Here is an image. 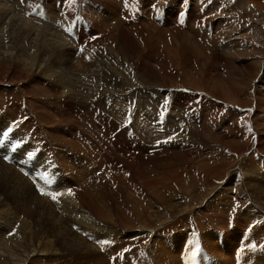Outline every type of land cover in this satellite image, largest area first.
Instances as JSON below:
<instances>
[{
    "label": "rangeland",
    "instance_id": "374dc122",
    "mask_svg": "<svg viewBox=\"0 0 264 264\" xmlns=\"http://www.w3.org/2000/svg\"><path fill=\"white\" fill-rule=\"evenodd\" d=\"M110 1L0 0L11 26L57 41L13 44L0 21V256L264 264V195L249 208V180L264 188V0ZM22 47L37 64L16 61Z\"/></svg>",
    "mask_w": 264,
    "mask_h": 264
},
{
    "label": "bare ground",
    "instance_id": "6f19581e",
    "mask_svg": "<svg viewBox=\"0 0 264 264\" xmlns=\"http://www.w3.org/2000/svg\"><path fill=\"white\" fill-rule=\"evenodd\" d=\"M92 1H95V2H97L98 4H101L102 6L104 5V7L105 6H108V7H110V5H111V1L110 0H92ZM248 1H250V0H248ZM254 1V0H253ZM255 1H257V0H255ZM100 2V3H99ZM252 4H253V2H252ZM256 5V4H255ZM258 5V4H257ZM210 6V5H209ZM112 8H114V7H112ZM15 9V8H14ZM114 9H116V8H114ZM113 9V10H114ZM116 10H118V9H116ZM120 10V9H119ZM114 12V11H113ZM119 12V11H118ZM121 12V11H120ZM119 12V13H120ZM5 13H6V10L5 9H3V8H1L0 7V21L1 20H3V22L4 21H6L7 22V19H8V24H7V26H6V28L7 27H9L10 26V28H11V30H10V32H9V34H12L13 36V38H12V43L13 44H15V41L17 42V43H19V44H23V43H21L22 41L23 42H28V43H25V44H33L34 42H35V44L36 43H41L42 45H45V46H52L53 44H56L57 43V41H55V40H53V39H48L44 34H41V35H39V31L38 32H36V31H34L33 30V28H34V26L33 25H27V23H24V25H23V27L22 28H19V27H15V26H11V24H10V22L12 21V17H13V19L15 20V17H14V15H12V13H10V11L5 15ZM17 13V12H16ZM114 13H116V12H114ZM58 14V13H57ZM68 14V13H67ZM66 14V15H67ZM117 14V13H116ZM6 16H7V19H6ZM198 16V15H197ZM23 18V17H22ZM6 19V20H5ZM13 20V21H14ZM13 21H12V23H13ZM222 21V20H221ZM2 22V23H3ZM15 22V21H14ZM2 23H1V25H2ZM15 23H17V22H15ZM5 24V23H4ZM3 24V25H4ZM20 24V23H19ZM202 24V23H201ZM0 25V26H1ZM13 25H15V24H13ZM22 25V24H21ZM162 25V24H161ZM100 27V26H99ZM5 28V29H6ZM8 29V28H7ZM95 29V28H94ZM39 30V29H38ZM54 30V29H53ZM2 31H5V30H3L2 29ZM1 31V32H2ZM51 31V30H50ZM45 32V31H44ZM58 32H59V30H58ZM74 32V31H73ZM61 33V32H60ZM75 33V32H74ZM7 34V33H6ZM6 34H5V37L3 38V34L1 33L0 34V42H3V41H10V38L8 39V40H6L8 37L6 36ZM32 35H36V36H39V38H34V36L32 37ZM81 37V36H80ZM260 37V36H259ZM76 38H79V36L77 37L76 36ZM83 38V37H82ZM5 39V40H4ZM57 39V38H56ZM63 39V38H62ZM86 39V38H85ZM79 40V39H78ZM82 40V39H81ZM83 41V40H82ZM66 42V41H65ZM237 41H235V43H236ZM62 43V42H61ZM233 43V42H232ZM4 44V43H3ZM29 44V45H30ZM60 44V43H59ZM73 44H75V46H76V42L75 43H73ZM82 44V43H81ZM237 44V43H236ZM79 45V44H78ZM84 45H86V44H84ZM61 46V45H60ZM239 46V45H238ZM28 47V46H27ZM57 47H58V45H57ZM56 47V48H57ZM62 47H64V46H62ZM4 48V47H3ZM17 48V47H16ZM23 48V47H22ZM65 48V47H64ZM63 48V49H64ZM66 48H68V47H66ZM71 48V47H70ZM5 49V48H4ZM47 49H48V47H47ZM55 49V48H54ZM60 49V48H59ZM90 49V48H89ZM230 49V48H229ZM56 50H58V49H56ZM71 50V49H70ZM236 50V49H235ZM19 51V50H18ZM42 51V50H41ZM65 51V50H64ZM21 52V53H20ZM15 57H16V61H18L19 63H22V65H24V66H27V64H31L32 66H34V63H35V61L36 60H38V59H40V56H38L37 55V53H30L28 50L27 51H25V48H23L22 49V51H20ZM67 52H70V51H66L65 53H67ZM73 52V51H72ZM235 52V51H234ZM29 53H30V55H29ZM46 53V52H45ZM61 53V52H60ZM71 53V52H70ZM0 54H1V51H0ZM3 54V53H2ZM10 54V53H9ZM42 54V53H41ZM59 54V53H58ZM57 54V55H58ZM235 54V53H234ZM237 54V53H236ZM43 55V54H42ZM49 55V54H48ZM56 55V56H57ZM61 55V54H60ZM63 55V54H62ZM9 56V55H8ZM50 56V55H49ZM67 55H65V57H66ZM69 56H70V54H69ZM199 56H201V55H199ZM44 57H46V55H44L43 56V58ZM54 57V56H53ZM61 57H63V56H61ZM11 58V57H10ZM13 58V57H12ZM48 58V57H47ZM50 58V57H49ZM60 57H58L57 59L58 60H60L59 59ZM67 58V57H66ZM92 58V57H91ZM101 58V57H100ZM14 59V58H13ZM45 59V58H44ZM51 59V58H50ZM64 59V58H63ZM63 59H62V61H63ZM70 60H71V57L69 58ZM75 59V58H74ZM79 59V58H78ZM56 60V59H55ZM69 60V61H70ZM73 60V59H72ZM72 60L70 61V63L72 62ZM83 60V59H82ZM81 60V61H82ZM39 61V60H38ZM57 61V60H56ZM65 61H67V60H65ZM64 61V62H65ZM68 61V62H69ZM80 61V60H79ZM41 62H43V61H40V64L42 65H45L44 63H41ZM59 62V61H58ZM61 62V61H60ZM67 62V63H68ZM12 63V62H11ZM47 63H48V61H47ZM75 63H77V62H75ZM75 63H73V64H75ZM6 64V63H5ZM35 64H37V63H35ZM39 64V63H38ZM61 64V63H60ZM78 64V63H77ZM77 64L75 65V66H77ZM79 64H81V63H79ZM84 64H87V63H84ZM95 64H97V63H95ZM19 65V64H18ZM31 65H29L30 66V68H31ZM52 65V64H51ZM65 65V64H64ZM70 65V64H69ZM38 66H40V65H38ZM45 66H47V65H45ZM48 66H49V64H48ZM56 66V65H55ZM59 66H61V68H62V66H63V64L62 65H59V63H58V67ZM79 66V65H78ZM236 66V65H235ZM14 67V66H13ZM12 67V68H13ZM23 67V66H22ZM42 67V66H41ZM71 67V66H70ZM105 67V66H104ZM36 68H37V66H36ZM35 68V69H36ZM52 68V67H51ZM50 67L49 68H47L48 70H44L43 72H46V74H47V76H49V71H50V69H51ZM54 68V67H53ZM52 68V69H53ZM57 68V67H56ZM64 68V67H63ZM78 68V67H77ZM121 68V67H120ZM34 69V68H33ZM43 69V68H42ZM67 69V68H66ZM60 70V69H59ZM62 70V69H61ZM75 70V69H74ZM34 71V70H33ZM54 71V70H53ZM66 71V70H65ZM69 71V70H68ZM85 71V70H84ZM86 71H88L87 69H86ZM113 71V70H112ZM40 72V71H39ZM42 72V71H41ZM117 72V71H116ZM128 72V71H127ZM60 73H62L61 71H60ZM87 73V72H86ZM234 73V72H233ZM31 74V73H30ZM34 74V73H33ZM38 74V73H37ZM51 74V73H50ZM55 74H56V71H55ZM65 75H66V72L64 73ZM69 74H74V73H69ZM69 74H68V76L67 77H69L70 78V76H69ZM88 74V73H87ZM39 75V74H38ZM42 75H44V74H42ZM116 75V74H115ZM231 75V74H230ZM46 76V75H45ZM56 76V75H55ZM58 76H59V72H58ZM77 76V75H76ZM94 76V75H93ZM129 76V75H128ZM30 77V76H29ZM41 77V76H40ZM61 77H64V75H61ZM66 77V78H67ZM74 77V76H73ZM52 79H53V77H51ZM56 78V77H55ZM68 78V79H69ZM72 78V77H71ZM75 78V77H74ZM77 78V77H76ZM123 78V77H122ZM36 79V78H35ZM43 79H44V77H43ZM46 79V78H45ZM51 79V80H52ZM59 79H62V78H59ZM126 79V78H125ZM230 79V78H229ZM39 80V79H38ZM58 80V79H57ZM57 80H55V81H57ZM64 80V79H63ZM71 80H74V79H71ZM79 80V79H78ZM53 81V80H52ZM65 81V80H64ZM68 81V80H67ZM66 81V85L68 84V82ZM70 81V80H69ZM76 81V80H75ZM80 81V80H79ZM127 81V80H126ZM59 82V81H58ZM57 83V82H56ZM76 83V82H75ZM69 84H70V82H69ZM74 84V83H73ZM78 84V83H77ZM80 84V83H79ZM112 84V83H111ZM132 84V83H131ZM139 84V83H138ZM59 88L60 87H62V88H64L66 85H65V83H62V80H60V84H56ZM75 85V84H74ZM136 85V84H135ZM219 85V84H218ZM136 87H138V86H136ZM235 87V86H234ZM67 88V87H66ZM120 88V87H119ZM72 89V88H71ZM157 89V88H156ZM67 90H69V88H67ZM77 90V89H76ZM153 90V89H152ZM64 92H67V91H65V88H64ZM71 92V91H70ZM73 93H74V91H72ZM77 92V91H76ZM79 92H80V94H85V93H87L88 95H90V96H92V95H94L93 94V92H92V90H90V89H87V84H81L80 85V90H79ZM112 92V91H111ZM159 92V91H158ZM235 93V92H234ZM65 94V93H64ZM79 94V93H78ZM79 94V95H80ZM157 94V93H156ZM214 94V93H213ZM66 95V94H65ZM71 95V94H70ZM77 95V94H76ZM69 96V95H68ZM218 96V95H217ZM197 97V96H196ZM69 98V97H68ZM81 98V97H80ZM75 99V98H74ZM205 101V100H204ZM217 104V103H216ZM5 105V104H4ZM24 110V109H23ZM22 113V112H21ZM30 114V113H29ZM238 115V114H237ZM30 116V115H29ZM115 117V116H114ZM47 120V119H46ZM10 123V122H9ZM7 125V124H6ZM227 127V126H226ZM47 129V128H46ZM150 130V129H149ZM30 134V133H29ZM170 134V133H169ZM201 134V133H200ZM51 135V134H50ZM204 136H206V135H204ZM27 138V137H26ZM69 138V137H68ZM53 139V138H52ZM31 142V141H30ZM29 142V143H30ZM32 144V143H31ZM34 146V145H33ZM213 149V148H212ZM242 150V149H241ZM260 150V149H259ZM258 150V151H259ZM197 153V152H196ZM198 154V153H197ZM203 155V154H202ZM218 155V154H217ZM222 155V154H221ZM204 156V155H203ZM220 157H223V156H220ZM245 157V156H244ZM251 157V156H250ZM250 157H245V158H243V162L244 163H248V162H250L249 161V158ZM253 157V156H252ZM204 158V157H203ZM242 158V157H241ZM256 158V157H255ZM252 159V158H251ZM260 159V158H259ZM216 160V159H215ZM218 160V159H217ZM257 160V159H256ZM248 161V162H247ZM251 161H253V160H251ZM255 161V160H254ZM257 161H259V160H257ZM257 161H255V162H257ZM162 162V161H161ZM255 162H252V163H254L253 165H255ZM238 165L237 166H239V163H237ZM249 164V163H248ZM258 164V163H257ZM259 164H260V162H259ZM262 164V163H261ZM242 165V164H241ZM252 165V166H253ZM264 165V164H263ZM237 166H236V168H237ZM243 166V165H242ZM250 166V165H249ZM251 166V167H252ZM208 167V166H207ZM211 166H209V168H210ZM225 167V164L223 163V162H221V161H219L218 163L216 162L215 164H214V166H213V168H214V170H220V168H224ZM245 167H246V165H245ZM258 167V166H257ZM260 167V166H259ZM6 168V167H5ZM235 168V169H236ZM247 168V167H246ZM246 168H245V170H246ZM211 169V168H210ZM210 169H208V170H210ZM234 169V170H235ZM239 169H241V166L239 167ZM249 169V168H248ZM247 169V170H248ZM260 169H261V167H260ZM50 170V169H49ZM206 170H207V168H206ZM242 170V169H241ZM240 170V171H241ZM244 170V169H243ZM251 170V169H250ZM249 170V171H250ZM262 170V169H261ZM233 171V170H232ZM264 171V170H263ZM223 172V171H222ZM243 173H244V171H243ZM246 173V172H245ZM251 173V172H250ZM212 174H214V173H212ZM6 175V174H5ZM4 175V176H5ZM211 174L209 173V176H210ZM241 175H242V173H241ZM253 175V174H252ZM251 175V176H252ZM9 177V175L6 177H4L5 179H7ZM14 177V176H13ZM194 177V176H193ZM200 177V176H199ZM203 177V176H202ZM240 177H242V176H240ZM208 178V177H207ZM206 178V179H207ZM10 179V178H9ZM199 179V178H198ZM194 180V179H193ZM202 180H204V179H202ZM208 180V179H207ZM231 180H236L237 182H239L240 184V186L242 187V186H244V185H242L241 184V181L239 180V179H234L233 177H231L230 175H229V178L227 179V180H225V182H228V181H231ZM253 180V179H252ZM252 180L250 179L249 181H250V183H251V185L254 187V189L256 188L257 190H258V193H257V195H254L255 196V199L254 198H252V203H251V207H249V208H251V209H258V207H259V209L261 208L260 207V205H263V203H262V201H261V195H264V188H259L258 186H256L255 187V185L253 184V182H252ZM195 181H196V179H195ZM262 181V183H264V177H263V179L261 180ZM204 182V181H203ZM4 182H2L1 181V183L0 184H3ZM153 183H154V181H153ZM197 183H198V180H197ZM201 183V182H200ZM256 183H260V182H258L257 180H256ZM23 185V184H22ZM197 185H199V184H197ZM196 185V186H197ZM202 185V183L200 184V186ZM263 185V184H262ZM59 186V185H58ZM195 186V185H194ZM193 186V187H194ZM204 186V185H203ZM202 186V187H203ZM90 187H91V185H90ZM181 187V186H180ZM59 188H63V186L62 185H60L59 186ZM65 188V187H64ZM64 188L63 189H61V193H62V191L64 192ZM199 188H201V187H199ZM58 189V188H57ZM177 189V188H176ZM175 189V190H176ZM187 189V188H186ZM194 189V188H193ZM201 189H203V188H201ZM245 189H247L246 187H245ZM79 190V189H78ZM199 190V189H198ZM15 191V190H14ZM183 191V190H182ZM253 191V190H252ZM76 192V191H75ZM203 193V192H202ZM247 193V192H246ZM197 194V193H196ZM254 194V193H253ZM261 194V195H260ZM205 195V194H204ZM229 195H231V192L230 193H228L227 194V196H229ZM245 195V194H244ZM30 196V195H29ZM61 196V195H60ZM66 196V199L68 200L69 199V195H68V193L65 195ZM195 196V195H194ZM180 197V196H179ZM231 197V196H230ZM249 197H251V196H249ZM185 198V197H184ZM189 198V197H188ZM193 198V197H192ZM195 198V197H194ZM232 198V197H231ZM56 199V198H55ZM60 199V198H59ZM233 199H235V198H233ZM232 199V200H233ZM61 200V199H60ZM223 200V199H222ZM231 200V201H232ZM243 200V199H242ZM241 200V201H242ZM246 200H247V198H246ZM59 201V200H58ZM64 201H66V200H64ZM74 201V200H73ZM72 201V202H73ZM85 201V200H84ZM182 201H184V200H182ZM62 202V201H61ZM186 202V201H185ZM184 202V203H185ZM67 203V202H66ZM65 203V204H66ZM180 203V202H179ZM184 203H183V205H184ZM188 203V202H187ZM238 203V202H237ZM247 203V202H246ZM69 204V203H68ZM224 204V203H223ZM231 204V203H230ZM241 204H243V202L241 203ZM250 204V203H249ZM253 204L256 206V208L255 207H253ZM24 205V204H23ZM27 205V204H26ZM47 205V204H46ZM75 205V204H74ZM182 205V206H183ZM188 205V204H187ZM221 205V204H220ZM238 205V204H237ZM41 206V205H40ZM65 206V205H64ZM69 206V205H68ZM177 206L179 207V205L177 204ZM181 206V205H180ZM218 206V205H217ZM222 206V205H221ZM245 206V205H244ZM243 206V207H244ZM44 208H45V206H43ZM93 207V206H92ZM175 207V206H174ZM184 207V206H183ZM215 207V206H214ZM227 207V206H226ZM180 209H182V207L180 208ZM219 209V208H218ZM227 209V208H226ZM258 209V210H259ZM262 209V208H261ZM154 210V209H153ZM170 210V209H169ZM179 210V209H178ZM213 210V209H212ZM211 210V211H212ZM27 211V210H26ZM66 211V210H65ZM71 211V210H70ZM183 211V210H182ZM197 211V210H196ZM207 212H208V210H206ZM214 211H215V209H214ZM219 211L221 212V214H226V211L224 210V209H219L218 211H217V213H219ZM168 212V211H167ZM170 212H171V210H170ZM174 212V211H173ZM186 212V211H185ZM193 212H195V211H193ZM39 213V212H38ZM66 213V212H65ZM74 213V212H73ZM102 213V212H101ZM112 213V212H111ZM187 214H188V211L186 212ZM213 213H215V212H212V214ZM217 213H215V214H217ZM237 213V212H236ZM258 213L259 214H262V213H260L259 211H258ZM71 214V213H70ZM70 214L68 213L67 215V217H69L70 216ZM80 214V213H79ZM183 214H185V213H183ZM182 214V215H183ZM192 214V213H191ZM194 214V213H193ZM192 214V215H193ZM208 214V213H207ZM220 214V213H219ZM232 213H230V215H231ZM36 215V214H35ZM38 215V214H37ZM40 215H42V214H40ZM39 215V216H40ZM44 215H46V214H44ZM72 215V214H71ZM85 215V214H84ZM149 215V214H148ZM189 215V214H188ZM223 215H220V219H222L223 218ZM227 215H229V214H226V216ZM229 215V216H230ZM54 216V215H53ZM161 216V215H160ZM173 216V215H172ZM177 216V215H176ZM191 216V215H190ZM194 217L196 216L195 214L193 215ZM214 216V215H213ZM55 217V216H54ZM90 217V216H89ZM93 217V216H92ZM158 217V216H157ZM211 217V216H210ZM228 217V216H227ZM231 217V216H230ZM233 217V216H232ZM86 218V217H85ZM214 218H215V216H214ZM216 218H217V216H216ZM229 218V217H228ZM240 218V217H239ZM43 219V218H42ZM44 219H46V217H44ZM60 219V218H59ZM58 218H56L55 220L58 222V223H60L61 222V220H59ZM160 219V218H159ZM241 219V218H240ZM71 220V219H70ZM85 220V219H84ZM87 220V219H86ZM94 220H96V218L94 219ZM94 220H93V223H94ZM178 220V219H177ZM180 220V219H179ZM214 220V219H213ZM42 221V220H41ZM97 221V220H96ZM95 221V222H96ZM157 221H158V219H157ZM160 221V220H159ZM185 221V220H184ZM215 221V220H214ZM229 221V220H228ZM245 221V220H244ZM63 222V221H62ZM101 222H102V220H101ZM163 222H165V221H163ZM162 222V223H163ZM187 222V221H186ZM222 222H224L223 220H222ZM240 222H242L241 220H240ZM246 222V221H245ZM145 223H147V222H145ZM162 223H161V226H162ZM46 224V223H45ZM50 224V223H49ZM53 224V223H52ZM96 224H98V223H96ZM159 224V223H158ZM157 224V225H158ZM227 224V223H226ZM51 225V224H50ZM94 225H95V223H94ZM199 225H200V223H199ZM239 225H241V224H239ZM243 225V224H242ZM38 226H39V224H38ZM47 226H49V225H47ZM46 226V227H47ZM92 226V225H91ZM244 226V225H243ZM243 226H242V228H243ZM43 227V226H42ZM94 227H96V226H94ZM93 227V228H94ZM107 227V226H106ZM146 227V226H145ZM241 227V226H240ZM49 228V227H48ZM47 228V229H48ZM44 229H45V226H44ZM67 229V228H66ZM30 230V229H29ZM46 230V229H45ZM94 230V229H93ZM64 231H65V229H64ZM75 231V230H74ZM138 231V230H137ZM147 231H149V230H147ZM146 231V232H147ZM151 231V230H150ZM149 231V232H150ZM233 231V230H232ZM236 231V230H235ZM49 232V231H48ZM62 232H63V229H62ZM61 231H60V233H62ZM70 233V232H69ZM78 234H79V232H77ZM167 233V232H166ZM43 234V233H42ZM76 234V233H75ZM92 234H94V235H96L95 233H92ZM108 234V233H107ZM240 234H241V232H240ZM31 235V234H30ZM29 235V236H30ZM32 235H34V234H32ZM50 235V234H49ZM28 236V235H27ZM51 236V235H50ZM63 236V235H62ZM77 236V235H76ZM108 236H111V235H108ZM35 237V236H34ZM41 237V236H40ZM49 237V236H48ZM65 237V236H64ZM67 237H68V235H67ZM80 237V236H79ZM81 237H83V235L81 236ZM116 237V236H115ZM235 237V236H234ZM239 237H240V235H239ZM55 238H57V237H55ZM63 238V237H62ZM71 238V237H70ZM77 238V237H76ZM75 237H74V239L75 240H78V239H76ZM103 238V237H102ZM105 238V237H104ZM22 239V238H21ZM24 239V238H23ZM22 239V240H23ZM35 239H37V238H35ZM39 239V238H38ZM40 239H42V238H40ZM46 239H47V237H46ZM53 239V238H52ZM57 239H60L59 237L57 238ZM72 239V238H71ZM70 239V240H71ZM79 239H81V238H79ZM239 239V238H238ZM34 240V239H33ZM43 240V239H42ZM61 240V239H60ZM63 240V239H62ZM67 240V239H66ZM68 240H69V238H68ZM98 240V239H97ZM104 240V239H103ZM20 241V240H19ZM37 241V240H36ZM55 241V240H54ZM237 241V240H236ZM43 242V241H42ZM53 242V241H52ZM72 242V241H71ZM70 242V243H71ZM76 241H74V243H75ZM106 242V241H105ZM37 243H38V241H37ZM51 243V242H50ZM59 243V242H58ZM66 243V242H65ZM64 243V244H65ZM73 243V244H74ZM83 243V242H82ZM61 244H62V242H61ZM60 244V245H61ZM66 244H68V243H66ZM72 244V245H73ZM76 244V243H75ZM17 245H19V244H17ZM27 245H29V244H27ZM60 245H57V246H60ZM77 245H79V244H77ZM83 245V244H82ZM88 245V244H87ZM211 245V244H210ZM23 246V245H22ZM37 246V245H36ZM64 246V245H63ZM68 246V245H67ZM80 246V245H79ZM89 246H91V245H89ZM88 246V247H89ZM30 247H32V246H30ZM55 248V245L53 244L52 245V248ZM69 247V246H68ZM73 247H77L76 245L74 246H72V248ZM35 248V247H34ZM39 248H41V247H39ZM44 248V247H43ZM43 248L41 249L42 250V252H43ZM51 248V249H52ZM53 248V249H54ZM58 248H60V247H58ZM57 248V250H58V253H61V252H59V250L61 249H58ZM78 248V247H77ZM81 247H79L78 249H80ZM159 248V247H158ZM165 248V247H164ZM38 248H35V249H33V250H36V252L35 253H33V254H31L32 255V258H30L29 256H25L26 258H28V259H26V260H21L22 262L21 263H14L12 260H13V258H12V260H11V258L8 256V255H5V256H0V264H67V263H69L67 260L69 259V257H67L66 259H60L59 261H58V259H57V263H53L54 262V260L52 261L51 260V258L50 259H48V260H43L44 259V256H43V253H41L40 251H38L37 250ZM56 249V248H55ZM66 249H68V248H66ZM66 249H64L63 251H65ZM75 250V249H74ZM86 250V249H85ZM92 250V249H91ZM10 251V250H9ZM50 251V250H49ZM55 251V250H54ZM79 251H81V250H79ZM84 251V250H83ZM5 252V251H4ZM11 252H12V250H11ZM10 252V253H11ZM18 251H16V252H14V253H17ZM28 252V251H27ZM25 250L23 251V253H27ZM30 252V251H29ZM45 253H46V250L44 251ZM51 252V251H50ZM57 252V251H56ZM76 252H78V250H76ZM136 252V251H135ZM47 253H49V252H47ZM57 253V254H58ZM70 253V252H69ZM87 253H88V251H87ZM92 252H90L89 254H91ZM28 254V253H27ZM26 254V255H27ZM51 254V253H50ZM64 254H66V253H64ZM73 254V253H72ZM82 254V253H81ZM80 254V255H81ZM224 254V253H223ZM226 254V253H225ZM2 255V254H1ZM20 255H23V254H20ZM46 255H48V254H46ZM78 255V254H77ZM82 255H84V253L82 254ZM93 255H94V253H93ZM92 255V256H93ZM15 256H18L17 254L15 255ZM48 256H50V255H48ZM70 256V255H69ZM169 256V255H168ZM170 256H172L171 254H170ZM175 256V255H174ZM250 256H251V254H250ZM12 257H14V256H12ZM21 257V256H20ZM65 257V256H64ZM79 257V256H78ZM82 257V256H81ZM84 258L86 257V256H83ZM94 257L96 258V256L94 255ZM93 257V258H94ZM17 258V257H16ZM23 258V257H22ZM49 258V257H48ZM56 258H58V257H56ZM73 258V257H72ZM77 258V257H76ZM76 258H74V259H76ZM156 258H158V259H160L161 261H163V257H162V255L160 254H158V257H156ZM169 258H171V257H169ZM250 258H253V256L252 257H250ZM70 259H71V257H70ZM79 259V258H78ZM83 259V258H82ZM86 259V258H85ZM88 259H90V258H88ZM87 259V260H88ZM131 259V258H130ZM135 259V258H134ZM166 259V258H165ZM172 259V258H171ZM175 259V258H174ZM173 259V260H174ZM231 259V258H230ZM233 259V258H232ZM247 259V258H246ZM39 260H43V262H41V261H39ZM80 260H81V258H80ZM84 260V259H83ZM94 260V259H93ZM138 260V259H137ZM168 260H170V259H168ZM250 261H252L251 259H249ZM248 260V261H249ZM71 261H73V259L71 260ZM76 261H77V259H76ZM79 261V260H78ZM85 261V260H84ZM89 262L91 261V259L90 260H88ZM166 261V260H165ZM18 262H20V260H18ZM56 262V261H55ZM87 262V261H86ZM94 262V264H95V261H93ZM100 262V261H99ZM159 262V261H158ZM177 262V261H176ZM82 263H83V261H82ZM81 263V264H82ZM91 263V262H90ZM90 263H88V264H90ZM101 263V262H100ZM150 263V262H149ZM148 263V261H147V263L146 264H149ZM249 263V262H248ZM72 264H74V261H73V263ZM77 264V263H76ZM84 264V263H83ZM99 264V263H98ZM111 264V263H110ZM169 264V263H168ZM170 264H171V261H170ZM173 264H179V263H173Z\"/></svg>",
    "mask_w": 264,
    "mask_h": 264
}]
</instances>
